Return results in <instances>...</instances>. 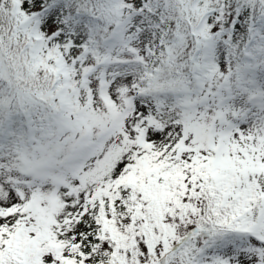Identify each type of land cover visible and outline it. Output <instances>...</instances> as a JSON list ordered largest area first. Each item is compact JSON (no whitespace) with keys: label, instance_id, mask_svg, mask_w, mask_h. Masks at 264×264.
Masks as SVG:
<instances>
[{"label":"snow or ice","instance_id":"snow-or-ice-1","mask_svg":"<svg viewBox=\"0 0 264 264\" xmlns=\"http://www.w3.org/2000/svg\"><path fill=\"white\" fill-rule=\"evenodd\" d=\"M0 264H264V0H0Z\"/></svg>","mask_w":264,"mask_h":264}]
</instances>
